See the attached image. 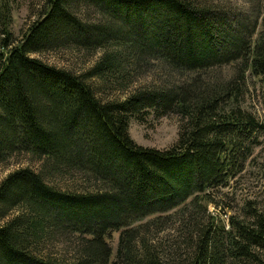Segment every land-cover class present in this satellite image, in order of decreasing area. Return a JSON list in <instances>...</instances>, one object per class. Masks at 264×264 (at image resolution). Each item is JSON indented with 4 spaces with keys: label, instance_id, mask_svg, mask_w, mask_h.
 <instances>
[{
    "label": "trees",
    "instance_id": "trees-1",
    "mask_svg": "<svg viewBox=\"0 0 264 264\" xmlns=\"http://www.w3.org/2000/svg\"><path fill=\"white\" fill-rule=\"evenodd\" d=\"M232 5L45 0L10 49L8 20L2 23L0 163L26 154L40 165L0 182V264H264V198L247 201L227 223L207 219L213 193L245 169L264 133V121L240 104L256 79L264 106V6L251 16ZM80 8L100 18L84 21ZM72 48L102 55L83 75L34 57ZM155 63L168 80L121 89L128 95L120 101H101L85 81L121 80ZM223 67L233 75H211ZM150 114L179 117L170 146L143 147L130 137V120ZM70 179L75 185L61 186ZM164 218L178 222L167 245L142 235ZM65 241L71 255L50 252Z\"/></svg>",
    "mask_w": 264,
    "mask_h": 264
},
{
    "label": "rangeland",
    "instance_id": "rangeland-1",
    "mask_svg": "<svg viewBox=\"0 0 264 264\" xmlns=\"http://www.w3.org/2000/svg\"><path fill=\"white\" fill-rule=\"evenodd\" d=\"M211 1V0H210ZM215 3L219 4H233L232 7L239 8L251 16H256L258 10L261 9L262 5H257L256 0H251L248 6L241 5L246 0H214ZM4 3L0 0V6ZM45 0H8V6L6 11V18H2L0 15V53L5 52L1 48L2 42L5 39L3 34L4 26L3 22L7 23V29L10 32L11 46L20 43L23 35L27 31L31 23L37 19L38 15L43 11ZM252 9V12H249ZM250 9V10H249ZM78 16L84 21H95L100 18V15L93 9L80 8ZM102 51L95 50L87 53L84 50L72 49H59L56 51L43 52L35 55L40 61L55 66L57 68L71 71L76 75L85 74L101 57ZM133 71L126 72L125 77L115 80H107L103 78H92L85 79L86 83L92 86L95 94L101 101H120L125 99L126 95L120 92L121 89L130 88L133 89L139 86H145V84L161 83V81H167L168 79L161 76L163 72L159 71L158 63L155 65L147 66V64L140 67H134ZM160 75V76H159ZM212 76L225 79L233 75V69L230 67H223L214 69L211 72ZM184 79V78H182ZM177 81H183L181 78L176 79ZM180 83V82H179ZM129 84V85H128ZM125 87V88H124ZM127 89V90H128ZM245 93L243 94L240 104L245 110L251 111L259 120L264 121V106L262 104V89L259 82L254 79L248 81V85L245 87ZM179 117L175 115L166 116L157 119L154 115L150 114L147 116L145 121L138 122L134 118L130 120L128 133L130 137L138 144L143 147H155L159 149L166 148L176 141L178 135ZM39 161L31 158L26 154H18L7 159V162L0 163V182L1 180L11 171L17 168L30 167L32 169H39ZM76 181V179H75ZM75 181H65L61 183V186L66 185L71 187L75 185ZM79 182V181H78ZM213 199L207 204V212H210L211 217L207 218L209 222L214 219L223 220L225 223L228 221L230 215L239 214L243 210V206L247 201H262L264 198V133L260 135V144L253 150L252 158L247 163L245 169L236 177L229 179L228 184L219 189L218 193H213ZM15 214L14 212H11ZM173 213V212H171ZM169 214V213H168ZM166 214V215H168ZM164 215V216H166ZM215 215V216H214ZM10 216L6 217L3 221L7 220ZM164 216H158L163 218ZM175 215L174 219H177ZM154 217H148L142 223L151 220ZM172 220L164 221L162 226L156 229L152 227L150 231L143 232L146 238L155 241L160 240L167 245V240L175 238V228L178 226V222ZM206 219V218H205ZM207 220V221H208ZM217 222V220L215 221ZM218 223V222H217ZM138 224V223H137ZM119 238V231H113L109 234L107 241L112 247L113 254L116 251L117 243ZM67 255L72 254V242L65 241L58 244H54L49 248L53 255H59L62 251ZM61 251V252H59ZM114 256V255H113Z\"/></svg>",
    "mask_w": 264,
    "mask_h": 264
}]
</instances>
